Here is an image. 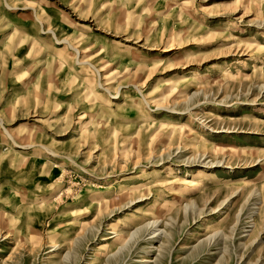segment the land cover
I'll return each mask as SVG.
<instances>
[{"label": "rangeland", "instance_id": "rangeland-1", "mask_svg": "<svg viewBox=\"0 0 264 264\" xmlns=\"http://www.w3.org/2000/svg\"><path fill=\"white\" fill-rule=\"evenodd\" d=\"M0 264H264V0H0Z\"/></svg>", "mask_w": 264, "mask_h": 264}, {"label": "bare ground", "instance_id": "bare-ground-1", "mask_svg": "<svg viewBox=\"0 0 264 264\" xmlns=\"http://www.w3.org/2000/svg\"><path fill=\"white\" fill-rule=\"evenodd\" d=\"M47 32H50L49 30H47ZM51 33V32H50ZM54 37H55V34L54 33H51ZM57 42L58 43H61V44H65V45H67L70 49H72L74 52H75V54L76 55H79L80 54V51L77 49V48H75V47H73L72 45H70L69 44V42L66 40V39H61V40H57ZM78 63L79 64H82V63H86V64H89V63H87L86 61H83V62H80V61H78ZM89 66L98 74V76L100 77V74H99V72L96 70V68L92 65V64H89ZM99 86H101L102 87V89L104 90V91H108L107 89H104L103 88V85L100 83L99 84ZM142 96V95H141ZM142 98H143V100H144V102L145 103H147V101H146V99L142 96ZM148 104V103H147ZM9 137V136H8ZM10 138L12 139V137L10 136ZM173 173V172H172ZM170 176V175H169ZM95 204H92V205H90V208H92L93 206H94ZM128 220V219H127ZM156 223L157 222H153V223H151V225L152 224H155L156 225ZM150 225V224H149ZM148 226V225H147ZM125 226H123V228H124ZM57 246H52L51 248H56Z\"/></svg>", "mask_w": 264, "mask_h": 264}]
</instances>
